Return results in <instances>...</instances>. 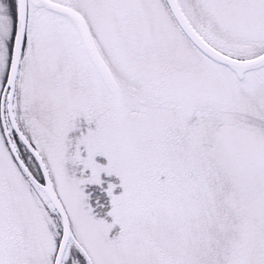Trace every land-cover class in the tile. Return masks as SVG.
Wrapping results in <instances>:
<instances>
[{
  "label": "snow or ice",
  "instance_id": "obj_1",
  "mask_svg": "<svg viewBox=\"0 0 264 264\" xmlns=\"http://www.w3.org/2000/svg\"><path fill=\"white\" fill-rule=\"evenodd\" d=\"M0 264H264V0H0Z\"/></svg>",
  "mask_w": 264,
  "mask_h": 264
}]
</instances>
